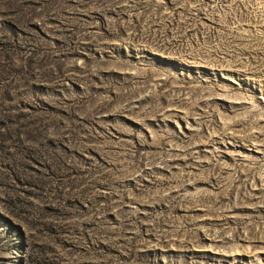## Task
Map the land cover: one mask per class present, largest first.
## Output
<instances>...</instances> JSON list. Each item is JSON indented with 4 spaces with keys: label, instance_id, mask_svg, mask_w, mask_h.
Here are the masks:
<instances>
[{
    "label": "rangeland",
    "instance_id": "obj_1",
    "mask_svg": "<svg viewBox=\"0 0 264 264\" xmlns=\"http://www.w3.org/2000/svg\"><path fill=\"white\" fill-rule=\"evenodd\" d=\"M0 264H264V0H0Z\"/></svg>",
    "mask_w": 264,
    "mask_h": 264
}]
</instances>
